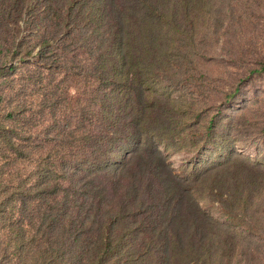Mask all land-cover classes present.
Segmentation results:
<instances>
[{
    "label": "trees",
    "instance_id": "obj_1",
    "mask_svg": "<svg viewBox=\"0 0 264 264\" xmlns=\"http://www.w3.org/2000/svg\"><path fill=\"white\" fill-rule=\"evenodd\" d=\"M262 3L0 0L5 90L18 94V73L41 90L62 75L63 83L86 81L92 116L88 132L59 131L64 144L53 160L34 161L22 146L34 144L32 118L13 114L19 128L0 131L17 163L36 164L0 186V218L18 219L8 248L19 264H232L239 251L264 264V169L228 153L221 129L240 84L264 72V57L248 60L238 34ZM173 88L193 103L174 99ZM174 147L217 151L219 164L181 177L165 156ZM203 201L218 203L229 225Z\"/></svg>",
    "mask_w": 264,
    "mask_h": 264
},
{
    "label": "rangeland",
    "instance_id": "obj_2",
    "mask_svg": "<svg viewBox=\"0 0 264 264\" xmlns=\"http://www.w3.org/2000/svg\"><path fill=\"white\" fill-rule=\"evenodd\" d=\"M254 1L257 2L259 0ZM262 9V13H257L256 11L251 13L239 27L238 34L250 45V48H247L245 53L248 60L259 61L260 57H264V0ZM229 21V17L223 18V27L217 32L216 37L222 36ZM208 69L213 70L212 66H209ZM222 74L221 77L228 79L229 75L226 67L222 69ZM23 76L25 77V74L18 73L16 78L13 79L18 81L16 83L17 90H15L18 94L16 95L10 94L11 89L5 90L3 86L4 80L0 79V93L6 91V96H8V101L0 96L3 99H0V131H5V134L7 132V135H13L12 131L15 128H19L20 123L14 122L13 114L32 118V130L34 132L32 141L34 144H32L31 149H29L31 141H25V145L22 146L30 152V158L34 161L39 160L44 155L47 157L48 153H52L53 160L58 151L62 152V148H60L58 143L64 144V142L61 141V138L57 141V138L59 131L63 133V128L66 125H70L68 132H73L74 130L88 132L91 128L92 116L89 115L90 91L88 84L86 81H81L80 85H82L77 86L73 79L63 83L65 78L62 75V77H57L49 88L45 87L44 90H41L34 87V85L26 86L30 83H27ZM12 78L13 76L8 79ZM244 78L246 76L241 75L233 86L228 84L227 91L235 89L237 83ZM240 86L241 92L239 97L236 98L237 101L227 111L230 116H226L221 121V126L223 127L221 129L227 134L224 145L228 153L235 158L244 159L249 162L250 166L255 165L262 170L264 169V72L253 75L251 80L242 82ZM21 88H23L22 92L19 91ZM173 89L175 90L174 99H180V97L184 96L188 102L193 103L190 92L177 88ZM44 97L46 99L50 98L49 102H52L54 106L49 105V102L45 104L43 102ZM23 102H25L24 105L22 104ZM230 105L227 104L224 109ZM214 114L212 109L210 112L205 113L206 117L203 119L206 118L208 120ZM197 128L198 125H195V132H197ZM63 136L65 139H69L66 135ZM165 156L170 166L181 177H185L193 169L205 170L208 166L216 164V162L219 164L217 151L212 152L211 149H191L190 147L175 150L174 147L167 150ZM126 160L124 159L119 163L117 170L120 171L122 169ZM35 167L36 164L32 162L19 161L17 163L14 151L11 150L10 140L0 134V186L9 185L11 172L21 171L26 175L30 174ZM202 205L204 210L217 223L229 225L218 203L211 204L209 201H203ZM16 220L18 219L8 218L7 223H5L0 218V264H19V260L13 251L8 248L10 236L8 226L11 223L17 224ZM232 264L255 263L252 260L250 251L245 252L243 255L239 251Z\"/></svg>",
    "mask_w": 264,
    "mask_h": 264
}]
</instances>
